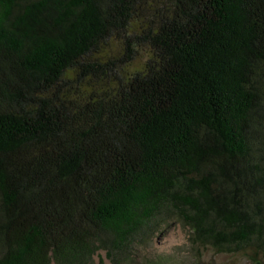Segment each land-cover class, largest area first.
<instances>
[{
    "label": "trees",
    "instance_id": "1",
    "mask_svg": "<svg viewBox=\"0 0 264 264\" xmlns=\"http://www.w3.org/2000/svg\"><path fill=\"white\" fill-rule=\"evenodd\" d=\"M174 219L264 264V0H0V264H132Z\"/></svg>",
    "mask_w": 264,
    "mask_h": 264
},
{
    "label": "rangeland",
    "instance_id": "2",
    "mask_svg": "<svg viewBox=\"0 0 264 264\" xmlns=\"http://www.w3.org/2000/svg\"><path fill=\"white\" fill-rule=\"evenodd\" d=\"M118 49L119 43L115 42L109 52H117ZM147 57L148 51H143L131 64V68L141 67ZM189 232L188 227L180 221L175 219L169 221L154 234L149 243L137 245L134 248L135 259L132 264H150L159 259H162V264H192L193 257L187 247ZM93 260V264H114L104 249L98 250ZM219 261L221 264H233L230 257L221 256ZM52 264L56 263L53 262ZM236 264H242V260Z\"/></svg>",
    "mask_w": 264,
    "mask_h": 264
}]
</instances>
